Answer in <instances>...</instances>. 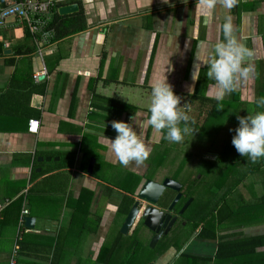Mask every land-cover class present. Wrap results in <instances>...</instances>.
Here are the masks:
<instances>
[{
  "label": "crops",
  "instance_id": "1",
  "mask_svg": "<svg viewBox=\"0 0 264 264\" xmlns=\"http://www.w3.org/2000/svg\"><path fill=\"white\" fill-rule=\"evenodd\" d=\"M71 2L80 4L87 29L55 39L42 57L35 49L27 55L17 51L33 45L21 24L0 33V264L8 262L16 243L20 245L18 264L98 262L104 241L115 232L112 213L118 199L104 186L124 192L115 186L116 178L123 170L138 172L143 167L134 162L123 166L107 150L108 138L116 136L112 121L129 122L133 117L132 125L142 123L145 134L138 127L134 130L149 151L154 149L165 133L147 124L151 84L167 79L179 96L178 110L191 112L199 120L204 117L199 125L188 122L202 135L200 127L213 103L191 96L201 69L214 55V44L223 39L218 26L225 17L230 18L235 37L251 52L242 63L251 71L246 79L237 78L234 91L222 99L227 104L211 115L210 119L227 118L228 136L216 150L205 146L200 153L210 162L208 175L212 176L204 196H226L233 214L222 225L213 224L215 239H196L192 254L214 261L220 242L259 236L262 245L251 257L229 261L264 264V157L253 162L240 156L230 137L237 115L264 111L256 105L257 99L264 98L263 83L262 90L257 85L258 62L264 59V0H235L231 8L215 0L210 11L202 0H66L64 4ZM193 74L198 79L193 80ZM205 78V96L214 99L218 86ZM189 85L191 94H187ZM43 88L44 93L39 91ZM32 89L37 91L30 95ZM30 119L40 121L38 134L28 132ZM192 145L188 141L184 146ZM85 154L95 158L96 174L88 173V166L86 171L81 167ZM66 163L71 164L61 166ZM102 169L108 173H101ZM107 176L110 183L105 182ZM224 176V192L213 191L216 180ZM24 209L35 217L34 228L20 226ZM74 214L79 219L75 217L71 225ZM116 234L119 231L115 238ZM130 239L123 234L109 264L118 255V264L138 261L130 253ZM82 244L89 245V252L80 250ZM171 255L153 261L145 255L143 264H167Z\"/></svg>",
  "mask_w": 264,
  "mask_h": 264
},
{
  "label": "clouds",
  "instance_id": "2",
  "mask_svg": "<svg viewBox=\"0 0 264 264\" xmlns=\"http://www.w3.org/2000/svg\"><path fill=\"white\" fill-rule=\"evenodd\" d=\"M234 2L235 0H223L227 8H231ZM202 4L210 11L214 7L215 0H202ZM218 27L223 34V39L214 44V55L210 56L206 63L207 77L214 80L218 86L213 98L220 101L226 94L234 91L238 77L246 79L249 76L251 68L242 67V63L245 57L251 55V52L235 37L229 17H225L224 22ZM195 79L198 78L193 74V80ZM192 91V86L189 85L187 94H191ZM178 103L179 96L167 79L157 80L151 84V103L147 124L157 131L164 130V138L174 143L181 142L184 135L190 131L188 126L190 118L178 110ZM256 105L264 107V98L257 99ZM236 119L237 126L234 130L230 129L234 131L231 144L236 152L253 162L264 157V111L254 114L247 112L244 116L237 115ZM132 120L133 117L129 122L112 121L111 127L116 132V136L115 138L107 137L109 141L106 144L107 150L123 166H127L130 162L138 166L142 165L149 156V149L134 130L137 127L142 128L143 124L134 126Z\"/></svg>",
  "mask_w": 264,
  "mask_h": 264
},
{
  "label": "trees",
  "instance_id": "3",
  "mask_svg": "<svg viewBox=\"0 0 264 264\" xmlns=\"http://www.w3.org/2000/svg\"><path fill=\"white\" fill-rule=\"evenodd\" d=\"M87 25L88 24L86 21V17L84 16L83 12H79V13H76L73 15H61L58 13V11H56L54 13L52 21L50 23V26L55 31V39H62V38L68 37V36H72L78 32H81V31L87 29ZM262 35H263V39H264V34H262ZM27 37H28V39H31L29 34L27 35ZM34 49H35V46L32 45L30 47L29 46L18 47L17 51L19 52V54H26L27 55L29 53H33ZM2 52H3V47L0 44V54H2ZM192 55L188 61V68L189 69L191 68V65H192V60H193ZM258 65H259L260 70H259V75H258L259 78L257 81V85H258V87H261V90H262V83H263V92H264V59L259 61ZM206 76H207V68L201 69L199 79H198V82L196 85V89H195L193 95L191 96L193 99L197 98L203 102L206 100V101H210L213 103L211 106V109L208 113V116L205 119V122L200 127L201 131H203V132L206 131V124L208 123L209 119L211 118V115L214 113V110L220 109L227 104V102H224L222 100L217 101L215 99H210V98L205 96V88H206V84H205L206 78L205 77ZM34 91H37V90L32 89L30 92V95H32V93ZM39 91H42L44 93L45 88H43V90H39ZM111 102H114V101L112 100ZM90 157H91V155L85 154L83 159H82L81 167L85 171H86V168L88 166ZM62 161H63V159H62ZM70 164L71 163H66V164H63L61 166L62 167H68ZM258 165H260V164H258ZM258 165H256V166H258ZM256 166H254L255 170L257 168ZM39 174L40 173L35 172V175H39ZM93 174H96L95 168H94ZM106 178L107 179H105V182L110 183V177H109V179H108V176ZM124 178H127V180ZM225 178H226V176L221 177L219 181L216 180L217 182H216L215 191L217 190V192H219L220 190H222V188L225 185L224 183L226 182ZM116 179H117V182H116L115 186L124 192H121L119 190L117 191L109 185H106L105 187H106V190L109 194H112V192H115L118 194V199L115 202H117L119 205L120 215L125 216L130 211V208L133 204V199L127 194V192L132 194L135 191V189L138 187V185L140 183L141 177L137 176L136 178H134L132 174H129L128 177L124 176V177H119ZM128 180H130V181H128ZM239 183H241V181ZM224 190H225V188L223 189V191ZM91 193L92 192H90V194ZM83 198H84V196H81V199H83ZM21 201H22V199L18 200L17 203L21 204ZM118 201H120V202H118ZM209 204H210L209 209L208 208L205 209V211H206L205 216H202V219L200 220V221L205 222L206 224L204 225L202 231L200 232L199 237L215 239L216 238V232L214 229L215 222L222 225L223 223H225V221H227L228 219L231 218V215L233 214V210H231V208L228 207V205L226 203V196H223V195L219 196V197L212 198V201H211V203L209 202ZM215 211L219 212L218 216H217L218 218L213 217ZM226 212H228L227 215L225 214ZM84 216L88 217L89 212L87 211V214H85ZM208 216H211V219H207ZM75 217L78 218L77 214L73 215L71 225L73 224V222H75L77 220ZM86 220H87V218H86ZM93 222H94V220H93ZM95 226H96V224L94 226H91L92 231H94ZM61 236H62V234L59 235V237H58L56 247L59 244ZM122 236H123V234L119 232V234L116 236V238L114 237V241L109 246L108 245L102 246V248L100 250L99 257H98L99 262H104L106 264H109L112 262L114 254L116 253L117 249L119 248V242L121 241ZM261 245H262V237H259V236L252 237L249 239H241V240H234V241H223V242H220V244L218 246L217 253L215 255V258L213 259L214 261L210 260V258H203V257L197 258V256L194 257L195 255H193V254H191V256L183 254L182 257H185L186 259H189V260H193L194 264H232V263H235V261L230 262L229 261L230 259H238V258H242V257H246V256L251 257V255H253L255 253V249ZM136 260H138V261H135V264H143L144 263V259H141L140 255L136 256Z\"/></svg>",
  "mask_w": 264,
  "mask_h": 264
},
{
  "label": "flooded vegetation",
  "instance_id": "4",
  "mask_svg": "<svg viewBox=\"0 0 264 264\" xmlns=\"http://www.w3.org/2000/svg\"><path fill=\"white\" fill-rule=\"evenodd\" d=\"M164 142H165L164 140L160 141L157 146L162 145ZM157 146H155L154 149L152 148L151 151H149V156L144 161V164H142L143 167H141L142 173H138L139 170L141 169L140 168L138 172L130 171V173L129 172L127 173V171H125L123 175H125L126 177L129 174H132L134 178H136L137 176H140L141 177L140 183L145 180H152L153 182L163 184V181L166 178H170L171 180L177 182L180 185V187L178 190L177 189L175 190V189H172L166 186L164 190L162 191L158 202L155 204L146 202L144 200H140L138 198L137 194H138V188H139L140 183L132 194L127 193L133 199V204L136 201L139 202L138 209L142 208L143 206L157 208L160 210H164L165 213L170 216V218L168 219L166 223V228L164 230L162 228L157 233V231L155 232L151 230L150 228H148L147 226H145L142 218H139V220L137 221V217H138V213H137L133 221V223H135L136 221L137 223H136V227L133 233L131 234V235H134V240L130 244L131 246L130 253L136 256H139V255L140 256L146 255L148 257L155 256L154 259L166 256V255L169 256V254H172L170 261H168L167 263V264H172L176 258L178 259L179 256L182 257L183 254L191 256L195 248L194 243L196 239L199 238V234L202 231L204 225L206 224L205 222L200 221V220L202 219V216H205V213H206L205 209L208 207L206 205L200 206V201H199L198 204H195L196 209L193 210V208L195 207L193 206L195 200H194V197L190 194L192 192L191 191L192 186L188 185L189 180H191L189 179L190 177L189 178L188 177L187 178L185 177L177 178V177L169 176L168 174L163 175L161 173V170H160L161 167L159 166V163L163 158L161 160L159 159L160 153H158L159 148ZM155 153H157L158 159L157 157H155ZM105 186H104V190L106 189ZM223 189L224 187L222 188V190ZM205 192L209 193V191H205ZM178 194H181L180 198L176 201V203H174V205H172V203L174 202ZM206 198H207L206 203L208 204L209 202L211 203L212 199L210 197H206ZM203 202H205L204 198H203ZM186 205L187 207L185 208ZM188 211H192V212L187 213ZM128 213L125 216L120 215L119 205L118 203H116L115 209L112 213L113 226H115L116 222H118L116 221L117 218H119L120 220L123 219L122 224H124L127 219ZM173 218H176V220L171 226V228L167 230ZM207 219H211V216H208ZM114 229L116 232L117 231L116 227ZM156 234L160 235V237H158L157 242L155 243V246L152 247L151 242L153 238L156 236ZM106 239L107 240H105L103 244L104 246L106 245L109 246L114 241V237L113 238L111 237L110 241L108 240V237ZM146 249H147V252H144V250Z\"/></svg>",
  "mask_w": 264,
  "mask_h": 264
},
{
  "label": "rangeland",
  "instance_id": "5",
  "mask_svg": "<svg viewBox=\"0 0 264 264\" xmlns=\"http://www.w3.org/2000/svg\"><path fill=\"white\" fill-rule=\"evenodd\" d=\"M6 36H7V33H5V37ZM186 114L190 118L189 122L195 123L197 125L201 124L202 119H204L203 117V118H200L199 120V118L195 117L193 113L191 112H187ZM210 122H212V126L206 127V131L203 132L202 135H198L199 133H197V130H198L197 126L189 125L190 131L186 135H184L181 142L174 143L164 138L165 142L162 145L157 146L159 148L158 153H160L159 159L161 160L163 158L159 163V166L161 167L160 170L163 175L168 174L169 176H173L177 178H181V177L189 178L190 177L189 179L191 180H189L188 185L192 186L191 187L192 192L190 194L194 197V200H195L193 204V206L195 207L193 208V210L196 209L195 204H198L199 201H200V206L206 205L208 209L210 207V204L206 203L207 201L206 196H203V195H206L204 193L205 191H208L209 181H210L209 179L212 178V176L208 175V172H209L208 166L210 162L202 159L200 151H202V149L205 146L211 147L210 150H216V148L220 147L224 138L228 136L227 135L228 133L224 131L226 129L225 125L227 123V118L225 116H221L218 118L212 117V119H209L207 124H209ZM181 127H183V124H181ZM138 131H142V134H145V132L141 130V128H139ZM232 136L233 135L231 134L230 137ZM188 141H191V144H193L192 145L193 147L191 146V148H187L190 145H188L187 147L184 146L185 143H188ZM155 157H157L158 159L157 153H155ZM98 161L100 162L101 159L100 160L98 159ZM101 173L104 174L108 172L105 169H102ZM121 173H122V176L120 177H124L125 175L123 174L125 173V171L123 170ZM124 179L127 180V178H124ZM213 191H215L214 188H213ZM203 198L205 202H203ZM190 212L192 211H188L187 213H190ZM116 221L118 222H116L115 227H116V230L119 231L120 228L122 229L123 219L120 220L119 218H117ZM115 233L116 232L110 233V236L108 237L109 241L111 237L112 238L115 237ZM120 233H122L121 230H120ZM127 235L131 237L130 241L133 242L134 235H131L130 233H127ZM84 248L86 249V252H89V249H90L89 245L84 246L82 244L80 246V250L83 249L84 251ZM144 252H147V249L144 250ZM83 253L85 256V252ZM144 257L145 256H143L141 259H144ZM154 257L155 256H149L147 259L149 261V259L151 258V260L153 261ZM119 258H120V255L115 256V261H113V263L118 264ZM191 262L194 264L193 260H189V259H186L185 257L179 256V258L178 259L176 258L172 264H192ZM83 263L86 264V261H83ZM87 263L88 264H102L99 262V259H98V262H96V260L94 261L90 260ZM232 264H238V263H232Z\"/></svg>",
  "mask_w": 264,
  "mask_h": 264
},
{
  "label": "built area",
  "instance_id": "6",
  "mask_svg": "<svg viewBox=\"0 0 264 264\" xmlns=\"http://www.w3.org/2000/svg\"><path fill=\"white\" fill-rule=\"evenodd\" d=\"M65 2L66 0H0V33L12 24H21L31 37L36 55L42 57L45 49L55 42V31L50 23L58 7ZM0 40H2L1 35ZM34 77L38 79L39 73ZM39 130L40 121L30 119L28 132L38 134ZM26 215L28 210H22L19 218L20 226L24 224ZM19 249L20 246L16 243L6 264H18Z\"/></svg>",
  "mask_w": 264,
  "mask_h": 264
},
{
  "label": "water",
  "instance_id": "7",
  "mask_svg": "<svg viewBox=\"0 0 264 264\" xmlns=\"http://www.w3.org/2000/svg\"><path fill=\"white\" fill-rule=\"evenodd\" d=\"M81 6L79 3L77 2H71V3H67L64 5H61L58 8V13L61 15H71L74 13H78L81 9ZM94 164H95V158L91 157L89 164H88V173H92L93 172V168H94ZM169 187L172 189H179L180 185L171 180L170 178H166L163 181V184H159L156 182H153L152 180H145L142 181L139 185L138 188V198L140 200H144L146 202H150V203H157L159 200V197L162 193V191L164 190L165 187ZM181 194H178L177 197L175 198L174 202L172 203V205H174V203H176V201L180 198ZM139 202L136 201L130 212L127 215V219L125 221V223L122 226L121 232L124 234L130 233L132 234L135 227H136V223L139 220V218H142L144 221V225L147 226L148 228H150L153 231H157V233L163 228V230L166 228V223L168 221V219L170 218L169 215H167L165 213L164 210H160L157 208H151V207H147V206H143L142 208L138 209V205ZM188 205V203H187ZM187 205L185 206V208L187 207ZM138 213V217H137V221L135 223H133L135 216ZM129 220H131V223L128 225ZM176 218H173L172 222L170 223L169 227L167 228V230H169L171 228V226L173 225V223L175 222ZM35 222L36 219L33 216L27 215L25 216V222H24V226L27 228H34L35 226ZM128 225V227L126 228V226ZM161 233V232H160ZM158 237H160V235L156 234V236L153 238L152 242H151V246L154 247L155 243L157 242Z\"/></svg>",
  "mask_w": 264,
  "mask_h": 264
},
{
  "label": "bare ground",
  "instance_id": "8",
  "mask_svg": "<svg viewBox=\"0 0 264 264\" xmlns=\"http://www.w3.org/2000/svg\"><path fill=\"white\" fill-rule=\"evenodd\" d=\"M131 223V220H129V222H128V225ZM128 225L126 226V228L128 227Z\"/></svg>",
  "mask_w": 264,
  "mask_h": 264
}]
</instances>
